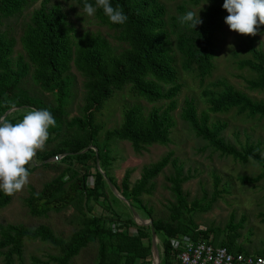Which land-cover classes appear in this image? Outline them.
Instances as JSON below:
<instances>
[{"label": "trees", "instance_id": "trees-1", "mask_svg": "<svg viewBox=\"0 0 264 264\" xmlns=\"http://www.w3.org/2000/svg\"><path fill=\"white\" fill-rule=\"evenodd\" d=\"M31 1L0 0V21L19 16ZM74 1L81 9L86 2L95 3V0ZM189 1L195 5L205 4L200 14L202 23L195 29L188 23H181L180 17L188 12L184 11L179 18L172 19L168 31L165 27L164 7L158 0H111L112 5L121 8L127 16L123 24L111 23L102 9H97V22L115 30L116 39L128 46L119 54H113L106 40L99 35L85 34L74 41L73 30L66 15L59 6H49L48 0H44L33 11L19 38L26 60L22 56L13 58L16 40L0 31V115L11 110L6 116L10 121L17 122L23 113L16 116L13 112L19 109L49 110L56 120V126L49 129L50 135L44 150L38 151L34 160L42 163L63 156L54 163L43 164V167L60 168L61 162L69 159H73L77 165L76 168H64L58 176L45 183L40 192L32 191L25 200L26 207L35 216H46L50 211L59 212L66 208L76 200L80 192L96 201L103 197L104 205L107 206L105 210L108 215L88 218L84 228L70 236L60 255L49 256L46 262L32 258L34 263L71 264L83 249L98 243L101 264H151V245H143V235L131 236L127 232L111 230V223L119 228H125V223L120 222V216L107 204L104 177L99 172L91 175L94 177L93 184L87 188L89 168L96 161L117 191L130 203H135L151 219L155 234L161 235L159 264H175L169 246L170 238L190 235L207 240L204 233H196L197 226L191 215L200 206L195 201L187 202L182 185L189 177L184 175L171 152L144 167L140 178L132 186L129 185L130 171L124 173L120 186L106 173L111 160L106 143L113 138L129 142L137 153L147 146L166 145L170 142L174 127L172 113L177 108L175 98L181 89L177 83L172 44L182 59V69H194L200 81L211 73L215 34L223 27L228 13L223 9L224 0ZM259 33H264V26L259 29ZM171 34L174 35V42ZM239 51L250 57L240 60L238 67L248 68L255 74V78L246 81L247 88L251 91L264 90V51L255 46L253 38L243 41ZM71 66L84 78L85 97L82 114L73 117L64 127L63 107L68 94L65 79ZM29 76L43 92L57 93L55 105L44 102L24 88V80ZM216 85L222 87L221 92H204L208 103L206 111L197 113L194 102L186 99L180 111V119L192 128L196 137L205 141L220 156L241 163L250 160L260 166L261 174L253 178H241L242 182L256 183L264 179V156L261 155L260 145L232 144L223 135L226 124L211 123L208 113L221 114L235 110L239 115L264 120V102L251 99L226 82H217ZM127 86L135 96L148 103L165 101L166 104L152 107L147 112L140 106L129 108L123 113L122 122L117 128L104 132L105 143H96L102 127L95 122L94 113L103 108L114 92ZM71 129L77 130L75 135L69 134ZM83 132L87 135L85 139L82 137ZM62 135L68 136L62 138ZM90 143H94L93 151L87 149ZM168 165L173 169V173L166 178L173 201L167 207L168 218L155 219L152 211L143 205L141 196L152 194V180ZM36 168L33 161L29 166L30 174ZM78 169L83 172L80 178ZM215 181L218 182L217 179ZM13 196L0 191V210L10 204ZM24 241L54 243L56 237L45 225L34 228L12 224L1 226L0 251L5 264H13L14 258H21ZM215 246L224 247L231 253L249 255L239 248L233 251L229 241H222Z\"/></svg>", "mask_w": 264, "mask_h": 264}, {"label": "rangeland", "instance_id": "rangeland-1", "mask_svg": "<svg viewBox=\"0 0 264 264\" xmlns=\"http://www.w3.org/2000/svg\"><path fill=\"white\" fill-rule=\"evenodd\" d=\"M43 1L32 0L19 16L1 19L0 31L6 32L16 40L14 59L22 56L26 60L19 38L30 21L33 11L39 8ZM158 2L164 7L165 27L168 31H170L172 19L179 18L182 12L192 11L196 14L199 13L200 17L205 6L204 3L195 5L189 0H158ZM48 5L59 6L62 9L73 30L74 41L85 34H94L106 40L113 54H119L128 47L127 44L116 39L117 32L115 30L100 25L95 15L88 16L74 0H48ZM250 38L255 39V46L264 51V33H258L256 36H241L230 31L224 23L214 38L213 68L210 75L202 81L194 69H182V59L172 44L177 83L181 85V89L175 98L177 108L172 113L174 127L171 130L170 142L166 145L153 144L137 153L129 142L113 138L106 143L111 158L106 173L117 186H120L124 173L130 171L129 185L132 186L140 178L144 167L159 161L171 152L184 175L189 177V180L182 185L187 202L195 201L200 206L191 215L192 221L197 226L196 233H204L208 237L207 240L213 242L214 245H218L222 241H229L233 245V251H237L236 249L239 248L243 253L264 255V179L256 183L241 181L242 177L253 178L261 174L262 169L250 160L241 163L230 157L220 156L208 147L205 141L196 137L192 128L180 119V111L186 99L194 102L197 113L206 111L208 103L204 92H221L222 87L216 85L221 81L233 86L253 100L264 102V90L251 91L247 88L246 81L255 78L254 72L248 68L240 69L238 67L240 60L250 57L249 54L239 51L241 43ZM171 40L174 42L173 34H171ZM229 45L232 47L229 48ZM65 82L68 94L63 107L64 127L65 123L73 117L82 114L81 108L84 105L85 97L84 78L73 66H71ZM24 88L44 102L56 104L57 93L43 92L31 76L24 80ZM165 104V101L148 103L135 96L128 86L121 91L114 92L103 108L94 113L95 122L102 127L97 135L96 143L101 145L105 143L104 132L117 128L122 122L123 113L129 108L140 106L144 112H147L152 107H160ZM25 110L19 109L13 114L16 116L19 113L24 114ZM208 115L211 123L226 124L223 135L229 142L237 146L259 144L261 155L264 156V120L250 118L243 114L239 115L235 110L221 114L208 113ZM76 132V129L69 130L70 135H75ZM67 136L62 135V138ZM82 137L84 139L87 137L85 132L82 133ZM88 147L93 151L94 143H90ZM48 160V163H54L59 159L53 157ZM34 164L37 168L30 174L28 184L22 191L14 194L7 207L0 210V227L8 224L22 225L27 228L45 225L52 230L56 242L24 241L22 256L20 259L14 258L13 264H41L34 263L32 258L46 262L49 256L60 255L70 236L82 230L88 218L96 215H108L103 197L96 201L83 192L78 193L76 200L59 212L50 211L46 216L31 214L25 205V200L30 193L32 191L40 192L43 185L58 176L64 168L77 167L73 159L61 162L60 168L43 167V164L47 163L35 160ZM89 169V177L86 180L87 188H91L93 184L94 177L91 175L99 172L104 177L107 204L120 216V222L125 223V228L121 227V232H127L131 236L143 235V245H151V226L136 221L129 206L132 207L133 204L134 208H132L140 216L142 215L143 219L150 221L151 219L139 210L135 203H130L117 191L99 162L96 161L94 165H90ZM78 170L80 178L83 172ZM172 173V167L166 166L152 180L154 183L152 194L141 196L143 205L152 211L155 219L166 220L168 218L167 207L173 198L168 190L166 178ZM216 179L218 182L215 181ZM108 181L116 189V193L120 194L128 204L116 197ZM215 192L218 193L215 194ZM156 238V244L159 246L162 240L161 235H157ZM98 248V243L90 244L72 260L71 264H101ZM0 264H5L2 251H0Z\"/></svg>", "mask_w": 264, "mask_h": 264}, {"label": "clouds", "instance_id": "clouds-1", "mask_svg": "<svg viewBox=\"0 0 264 264\" xmlns=\"http://www.w3.org/2000/svg\"><path fill=\"white\" fill-rule=\"evenodd\" d=\"M97 9H102L114 24H123L128 19L111 0H95L94 4L86 2L83 6L88 16H94ZM223 9L228 13L225 24L241 36H256L264 26V0H224ZM180 21L194 29L202 23L199 13L192 11L181 16ZM55 126L56 120L47 109H26L17 122L0 115V191L12 196L24 189L29 182V166L37 152L44 150L49 129Z\"/></svg>", "mask_w": 264, "mask_h": 264}, {"label": "built area", "instance_id": "built-area-1", "mask_svg": "<svg viewBox=\"0 0 264 264\" xmlns=\"http://www.w3.org/2000/svg\"><path fill=\"white\" fill-rule=\"evenodd\" d=\"M110 227L112 231L121 232V228L114 223ZM169 246L175 264H264V255L231 253L201 237L180 235L170 238ZM157 248L160 255L162 248L158 244Z\"/></svg>", "mask_w": 264, "mask_h": 264}, {"label": "water", "instance_id": "water-1", "mask_svg": "<svg viewBox=\"0 0 264 264\" xmlns=\"http://www.w3.org/2000/svg\"><path fill=\"white\" fill-rule=\"evenodd\" d=\"M11 111V110H10ZM10 111H7L6 113H5V115H7ZM87 149H89V147L87 148ZM87 149H85V150H83L82 152H85ZM63 156H58V157H55V159H60V158H62ZM49 162V160H46V161H44V163H48ZM108 183H109V186L113 189V191H114V193H115V195H116V197H118L119 199H122V200H124L127 204H128V202L120 195V194H118V193H116L117 191H116V189L113 187V185L108 181ZM129 208L131 209V211H132V213H133V215L135 214V210L131 207V206H129ZM150 221V220H149ZM149 225L151 226V233H152V238H151V257H152V263L151 264H155L154 263V259H153V256L154 255H156V257H157V260H158V262H157V264H159V261H160V255H159V251H158V248H157V244H156V234H155V232H154V229H153V227H152V222L150 221V223H149Z\"/></svg>", "mask_w": 264, "mask_h": 264}, {"label": "bare ground", "instance_id": "bare-ground-1", "mask_svg": "<svg viewBox=\"0 0 264 264\" xmlns=\"http://www.w3.org/2000/svg\"><path fill=\"white\" fill-rule=\"evenodd\" d=\"M133 216H134V219L136 221H138L139 223H141L143 225H149V223H150L149 220L143 219L136 211H135V214ZM153 259H154V263L157 264L158 260H157L156 255L153 256Z\"/></svg>", "mask_w": 264, "mask_h": 264}]
</instances>
